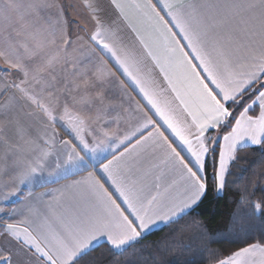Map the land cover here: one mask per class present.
Instances as JSON below:
<instances>
[{"label":"snow or ice","instance_id":"obj_1","mask_svg":"<svg viewBox=\"0 0 264 264\" xmlns=\"http://www.w3.org/2000/svg\"><path fill=\"white\" fill-rule=\"evenodd\" d=\"M111 5L117 27L106 26L93 10L95 27L85 40L73 37L69 29L75 21L54 0H0L7 33L0 58L22 76L5 86L4 91L15 89L19 96L10 97L4 107L23 100L39 110L53 135L59 123L72 137L61 142L66 159L49 175L69 167L85 171L88 160L93 162L87 176L60 189L17 195L19 185L43 175L50 152L40 149L28 157L19 144L2 141L8 150L0 173L13 177L8 196H17L12 215L21 219L0 226V264H81L97 247L122 254L153 225L173 221L198 205L210 183L222 193L239 148L264 146V0H111ZM81 42L107 57L145 101L147 111L139 109L137 126L118 142L110 141L111 159L96 161V154L107 149L101 147L103 140L89 144L86 131L94 140L95 134L79 113L67 103L59 106L58 100L46 103L34 91V85L51 86L44 73L69 63L76 67L71 57ZM37 58L41 62L31 66ZM104 74L101 65L95 75ZM93 86L82 74V84L73 88L83 87L86 93ZM255 107L259 114H250ZM228 127L231 131L222 137L208 135ZM17 134L25 139L22 128ZM73 190L80 195L68 204ZM253 207L259 212L264 202ZM216 264H264V241L248 243Z\"/></svg>","mask_w":264,"mask_h":264},{"label":"crops","instance_id":"obj_2","mask_svg":"<svg viewBox=\"0 0 264 264\" xmlns=\"http://www.w3.org/2000/svg\"><path fill=\"white\" fill-rule=\"evenodd\" d=\"M54 2L64 8L68 20L75 21L69 29L73 37L80 35L84 36L86 40L87 34L94 30L95 22L92 20L93 10H95V14L99 16L106 26L117 27V24L112 23L116 19V14L111 5V0H87L91 8L86 6L85 0H54ZM152 2L156 3V0H152ZM185 2L212 4L223 3L224 0H185ZM55 11V9L52 10L53 16L55 15ZM4 27L3 20L0 19V47H2L3 37L7 34L4 31ZM81 29L83 30L81 31ZM81 43L83 46L74 51L71 57L75 60L76 67L73 68L72 63H69L66 68L57 66L54 72L44 73V79L51 86H45L44 84L34 85V91L46 103L50 99L54 102L58 100L59 106L67 103L74 112L79 113L86 122V128L95 134L94 140L93 135L86 131L85 138L89 144L91 145L96 141L103 140L101 147L107 149L96 154V161L104 160L106 156L108 159H111V155L109 154L111 151L109 148L110 141L118 142L124 134L137 126L142 117V112L139 109L147 111L144 107L145 101L138 91L134 89L130 81L117 71L114 64L107 57L102 56L98 51L91 52L90 45L84 42ZM40 62V59L37 58L35 61H30L29 63L31 66H35ZM101 65H103L105 74L102 78H97L95 73ZM0 70H7L0 71V127L3 128V132L0 133V167L5 164L3 158L8 150V145L2 142L4 139L9 141V145L19 144L24 156L31 157L38 155L40 149H46L50 152V155L47 157L48 166L43 175L19 185L20 192L17 195L23 193V196H27L28 192L32 191L35 196H39L41 193L60 189L63 185L70 184L74 179L87 176L88 171L92 169L93 162L91 160H88V170L77 172L76 168L69 167L66 170L61 169L57 175H49V173L56 170V163L58 161L63 162L66 159L64 156V146L61 142L72 140V137L65 127H62L59 123L55 125V135H53L52 128L46 126V122L39 110L27 105L23 100L12 102L6 109L4 106L9 101V98L13 97V95L19 96V93L11 88L4 91L5 86L12 81L19 82L22 76L9 69L3 58H0ZM82 74L94 85L86 93L83 87L79 91L73 88L74 83L82 84ZM53 76L55 79H53ZM81 97H84L88 102H82ZM98 97H102V99ZM256 108L258 112L254 114L253 110ZM254 109L250 114L258 115L259 108L255 107ZM29 113H32V115H29ZM9 120H13L16 123L9 124ZM18 128L24 130V140L19 138L17 134ZM229 131H231V128L223 133L220 130H214L208 135L215 138L219 133V136L222 137ZM103 132L108 133L107 138L103 136ZM165 135H169L170 139H174L168 132H165ZM72 142L76 143L75 140ZM248 146L258 145L249 144ZM33 149H35V152ZM178 150L180 149L178 148ZM121 151H123L122 147L117 150L116 154L119 155ZM181 154L187 158L186 153L182 151ZM104 162L107 161L105 160ZM7 163H11V157ZM231 164L232 162L229 165V169ZM65 175H67L66 179L60 178ZM12 184L13 177L0 173V226L8 222L15 223L21 219L19 215H12V209L16 208L19 204L17 196H8V193L12 190ZM5 185H8V187H5ZM105 187H108L109 191H113L108 184H105ZM79 195L80 193L76 190L69 192V199L66 203H73L74 198L79 197ZM5 197L8 198L6 199ZM49 199L50 197H44L45 202ZM166 224L158 222L149 231L145 232L143 236ZM31 264H37V262L32 260Z\"/></svg>","mask_w":264,"mask_h":264},{"label":"trees","instance_id":"obj_3","mask_svg":"<svg viewBox=\"0 0 264 264\" xmlns=\"http://www.w3.org/2000/svg\"><path fill=\"white\" fill-rule=\"evenodd\" d=\"M236 156L222 193L210 183L198 205L142 236L127 251L116 254L97 247L81 264H215L248 243L264 241V208L257 212L253 207L264 202V146L242 147Z\"/></svg>","mask_w":264,"mask_h":264}]
</instances>
